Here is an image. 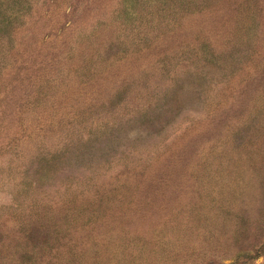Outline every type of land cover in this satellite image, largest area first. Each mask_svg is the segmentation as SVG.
Segmentation results:
<instances>
[{
	"label": "rangeland",
	"instance_id": "374dc122",
	"mask_svg": "<svg viewBox=\"0 0 264 264\" xmlns=\"http://www.w3.org/2000/svg\"><path fill=\"white\" fill-rule=\"evenodd\" d=\"M0 264H264V0H0Z\"/></svg>",
	"mask_w": 264,
	"mask_h": 264
}]
</instances>
